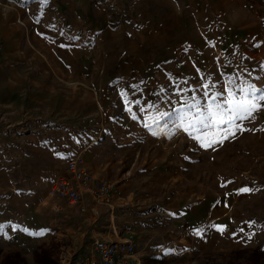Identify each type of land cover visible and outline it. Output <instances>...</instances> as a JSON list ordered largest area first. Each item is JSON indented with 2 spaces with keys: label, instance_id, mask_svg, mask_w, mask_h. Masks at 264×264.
Masks as SVG:
<instances>
[{
  "label": "rangeland",
  "instance_id": "obj_1",
  "mask_svg": "<svg viewBox=\"0 0 264 264\" xmlns=\"http://www.w3.org/2000/svg\"><path fill=\"white\" fill-rule=\"evenodd\" d=\"M33 1L0 0V264H36L40 249L49 253L50 264H76L95 240L90 234L114 229L132 239L139 264H264V110L242 122L247 131L208 149L171 125L163 132L143 126L157 115L150 104L163 112L192 96L203 102L204 91H216L229 79L238 87H264V0H100L109 24L119 27L110 35L117 43L108 40L106 46L93 33L64 31L55 1ZM135 1L141 6L136 15ZM132 20L141 27L133 42L157 66L142 67L136 81L105 86L122 39L129 44ZM252 23L256 27L248 28ZM59 43L82 51L65 54ZM127 49L138 55L139 49ZM74 62L81 65L77 74ZM19 122L56 130L59 140L69 128L63 135L69 150L73 140L97 142L100 129H107L110 135H103H112L119 149L108 153L100 140L93 149L95 166L86 168L124 183L120 191L109 181L120 194L113 222L108 206L100 204L95 226L80 230L63 216L56 217L61 225L48 226L59 211L54 207L75 209L66 202L50 200L44 215L25 211L22 166L34 161V138L20 139ZM69 150L58 151L56 171L65 172ZM244 187L252 191L239 193ZM83 218L67 220L77 224ZM214 224L226 228L217 231ZM198 229L204 230L197 235ZM41 230L42 236L31 234Z\"/></svg>",
  "mask_w": 264,
  "mask_h": 264
},
{
  "label": "crops",
  "instance_id": "obj_2",
  "mask_svg": "<svg viewBox=\"0 0 264 264\" xmlns=\"http://www.w3.org/2000/svg\"><path fill=\"white\" fill-rule=\"evenodd\" d=\"M47 1H49V0H47ZM52 1H55V7L57 9V12H59V18H61L60 20L58 19V21L62 23V25L65 28L64 31H66V32H70L72 34L74 33L76 35H78L79 33H82L83 31L93 33L94 35L99 36L103 46H106V44L110 43V42H108V40H111V37H110L111 33L114 32V29L119 28L117 26H112L109 24L108 13L104 8H100L101 7L100 6L101 3H99L100 0H90L89 2H88V0H52ZM104 1L109 2V0H104ZM113 1H115V0H113ZM157 1H159V0H157ZM33 2H35V1L29 0V4L33 3ZM134 3H135V6L133 8V14L136 15V14H138L137 12L140 10L141 6L137 7L136 1ZM103 6H107V5L103 4L102 7ZM133 21L134 20H132L128 23V25H127V26H129L128 28L126 27L128 29L126 34L128 33L127 35H128L129 40L128 39L127 40L129 42V44L127 43L126 39H125V41L122 39L124 48L121 52H119L116 60H114L113 66L110 67L111 71H112V75H111L110 80H108L107 83L105 84V86L121 85V83L126 81V80L136 81V78L139 77L138 76L139 74H137V73H139L141 71L142 67H144V68L148 67L149 68L151 66V64L153 63L151 61L155 59L154 56H150L151 58H145L144 56H142L143 55V50H142L143 48L139 47V45H136L135 42H133L135 40V38H138V39L140 38V32H141V27L135 26ZM256 25L257 24L254 25L252 23V26H249L248 28L256 27ZM241 31H243V30H241ZM105 34H106V37H108L106 39L104 38ZM239 34L242 38L246 37L245 34L241 35L240 31H239ZM112 40H114L113 43H117L115 41L116 38H114ZM60 44L61 43H59V45ZM61 45L62 46L58 47V49L60 52L61 51L63 53L66 52L65 54H67V52H71L72 54H74V53L82 51L80 49H78L77 51L67 50L68 45H66V44H61ZM115 46H119V45L115 44ZM127 48L139 49L137 51L138 55H136V57H135L136 59L133 57V55L131 56V53L129 52V50ZM104 54L106 55V54H108V52L104 51ZM153 65H154V68L157 66L156 63H153ZM67 66L70 67V65H67V64L64 65L65 68H68ZM73 68H75L74 70H75L76 74L79 71H82L80 63L74 62V66H72L71 69H73ZM18 70H16V72ZM157 71L159 72V70H157ZM140 74H141V76L143 75L142 71ZM147 76H149V75H147ZM19 126H22V127H20V139H22L23 142H25L24 141L25 139L34 138V140H33L34 142H31L32 143L31 146L33 147V151H34L33 152L34 153V155H33L34 161L32 160L33 164L27 162L22 166L24 203H25L24 206L27 209L25 211L26 212L27 211L28 212L34 211L37 214L40 213L41 215H44L43 213L45 212V208L43 209L42 205H38L36 203V197L40 196V195H44L46 193V190H47L46 187H48L49 184L57 176L61 175L60 174V172L62 171L61 168L59 169V171H56L54 168L59 167L58 166V164H59L58 160L59 159L57 157L58 151L64 150V148H67L69 150V147L65 143V140L63 138V135L64 134L66 135V131L69 128L67 129L64 127L61 130L62 138L59 140L58 136L55 134L56 130H53V131L43 130L42 131V130H38L34 126H31V127L23 126V122H19ZM80 132H81V134L85 133V135L87 133V132H82V131H80ZM103 132L104 133L107 132L106 135H110L109 132L107 131V129H105V127H102L100 129L98 141L92 142L93 144L90 142L91 141L90 138H87V137L86 138L88 139V141H84V143H82L81 140H77V141L73 140L71 142L72 146L70 145L71 149L69 150L68 154L72 153L73 155H75L76 153L81 151V154H82V156L85 160V163H86L85 164L86 167L91 169L92 166H95V164L92 163V155H93V153H95L93 149L97 146L96 144L100 140H102V141H100V144L102 145L104 143V146L106 147V152H108V153H112L113 151L116 150V148L119 149V146L117 145V142L115 141V139H113V136L112 135L111 136H104ZM47 133H48V135H47ZM47 137H48L47 142H42L40 140L41 138H47ZM50 137L53 138V141H54L53 143H52V141H50ZM56 137H57V139H56ZM101 137H103V138L101 139ZM36 138H37V141H36ZM68 158H70V157H68ZM67 159L65 160V162L67 161ZM98 162H99V164H102V161L99 159H98ZM64 166H65V163H64ZM61 173H63V172H61ZM95 174L100 175L97 172ZM106 175H107V172H106ZM100 177H102V175H100ZM105 179H107L106 176H105ZM111 183H115V182H111ZM115 184L119 188V190L121 191L122 190L121 188L124 186V183H122V180L119 182L116 181ZM34 195H36L35 201L32 202V200H30V198H32ZM30 204H32L33 206H31ZM87 204H88V206H87L86 211L82 212V213H80L77 209L65 210L64 208H61L63 210L60 209L57 214L55 213L56 216H53L52 218L51 217L48 218L50 221V224L48 226L52 227V225L54 224V223L52 224V222H55V225H57V226L61 225V224H58L59 221L56 218V217H61V216H63L66 219L64 221L65 222L67 221V224H69L70 226H73V228L76 230H80L82 227H85L88 225H94L95 226L96 222L98 221L97 220V217H98L97 206L93 205L89 202ZM100 206H102V205H100ZM117 207H118V204H116V200L113 202L112 207H106L107 213L109 212L108 219H110L112 222H113L112 218L114 217V213H115V210ZM82 215L84 216V218L82 219L81 223L75 224L71 221H68V220H71L75 216H82ZM38 216H40V215H38ZM67 218H68V220H67ZM44 219H45V217H44ZM112 227H113V229L115 228V226L113 224L112 225L110 224L109 229ZM57 231H58V228H57ZM50 232L53 233L55 231L53 229H50ZM93 235H94V233L90 234L89 238H91V239L95 238L94 241L100 240V241L104 242V241H113L114 239H123L122 237H120V235L117 234L115 229L113 230V233L108 232L106 235L100 234V233L95 234L94 236ZM136 254H137V252H136Z\"/></svg>",
  "mask_w": 264,
  "mask_h": 264
},
{
  "label": "snow or ice",
  "instance_id": "obj_3",
  "mask_svg": "<svg viewBox=\"0 0 264 264\" xmlns=\"http://www.w3.org/2000/svg\"><path fill=\"white\" fill-rule=\"evenodd\" d=\"M41 2L46 3V0H41ZM262 70H264V66H262ZM256 79H260V77H256ZM205 87L209 86L205 85ZM211 87L215 88L216 85ZM203 97V102L195 96L185 98L179 107H173L171 111L161 112L158 106L150 104L148 107L156 108L157 115H149L143 126L151 130L152 126L156 125L163 132L171 131L169 129V125H171L172 129L182 130L189 138L199 143L200 147L208 149L234 137L237 131H247L248 129L243 127L242 122L250 118L254 119L255 113L264 110V87L252 83L238 87L235 80L229 79L216 91L211 93L204 91ZM132 103L138 104L139 101H132ZM140 111L144 112L145 109L141 108ZM132 118L134 120L137 118L135 113H133ZM148 120H151L152 123H148ZM161 121H165L162 126L160 125ZM261 131H264V129H261ZM152 134L157 135V132L152 130ZM250 191L252 189L247 187L238 189L239 193ZM247 223L251 227L255 222ZM210 227L221 232L226 228L224 225L215 224L210 225ZM3 229L4 225H0V232H3ZM203 230L198 229L197 235ZM31 234L42 236L44 230Z\"/></svg>",
  "mask_w": 264,
  "mask_h": 264
},
{
  "label": "built area",
  "instance_id": "obj_4",
  "mask_svg": "<svg viewBox=\"0 0 264 264\" xmlns=\"http://www.w3.org/2000/svg\"><path fill=\"white\" fill-rule=\"evenodd\" d=\"M46 193L36 197L38 205L47 206L50 200L66 202L80 213L85 212L88 202L96 205L113 206L119 194L118 188L109 181L95 176L87 170L81 154L68 158L64 175L57 176ZM60 210L61 207H54ZM76 264H138L131 238L113 241H93L87 252L76 257Z\"/></svg>",
  "mask_w": 264,
  "mask_h": 264
},
{
  "label": "trees",
  "instance_id": "obj_5",
  "mask_svg": "<svg viewBox=\"0 0 264 264\" xmlns=\"http://www.w3.org/2000/svg\"><path fill=\"white\" fill-rule=\"evenodd\" d=\"M35 254H37L36 264H50L53 261L49 253L46 252L44 249L36 251Z\"/></svg>",
  "mask_w": 264,
  "mask_h": 264
}]
</instances>
